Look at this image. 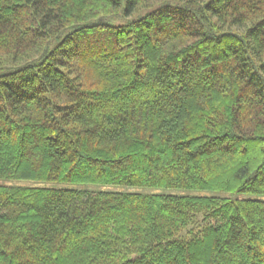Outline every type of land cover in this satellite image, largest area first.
<instances>
[{
    "label": "trees",
    "instance_id": "obj_1",
    "mask_svg": "<svg viewBox=\"0 0 264 264\" xmlns=\"http://www.w3.org/2000/svg\"><path fill=\"white\" fill-rule=\"evenodd\" d=\"M0 264H264V0H0Z\"/></svg>",
    "mask_w": 264,
    "mask_h": 264
},
{
    "label": "rangeland",
    "instance_id": "obj_2",
    "mask_svg": "<svg viewBox=\"0 0 264 264\" xmlns=\"http://www.w3.org/2000/svg\"><path fill=\"white\" fill-rule=\"evenodd\" d=\"M90 189H96L97 187L94 186H89Z\"/></svg>",
    "mask_w": 264,
    "mask_h": 264
}]
</instances>
